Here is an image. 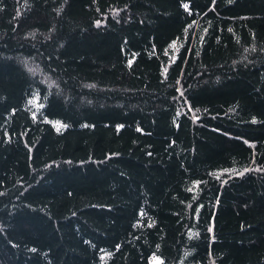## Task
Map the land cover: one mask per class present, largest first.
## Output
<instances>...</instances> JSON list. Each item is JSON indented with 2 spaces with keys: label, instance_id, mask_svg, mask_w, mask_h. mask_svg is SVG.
I'll list each match as a JSON object with an SVG mask.
<instances>
[{
  "label": "trees",
  "instance_id": "obj_1",
  "mask_svg": "<svg viewBox=\"0 0 264 264\" xmlns=\"http://www.w3.org/2000/svg\"><path fill=\"white\" fill-rule=\"evenodd\" d=\"M262 169L264 0H0V264H264Z\"/></svg>",
  "mask_w": 264,
  "mask_h": 264
},
{
  "label": "snow or ice",
  "instance_id": "obj_2",
  "mask_svg": "<svg viewBox=\"0 0 264 264\" xmlns=\"http://www.w3.org/2000/svg\"><path fill=\"white\" fill-rule=\"evenodd\" d=\"M183 7L187 9V8L189 7V5H188V4H184ZM101 23H102V21H100V20H96V21H95V24H96L97 26H99ZM230 31H231V29H230ZM132 63H133V60H132V59H129V60H128V64L131 65ZM179 91H180V89H177V92H179ZM13 111H15V109H13ZM32 115H33V118H35L36 113H33ZM177 115H179V113H177ZM193 119L196 120V119H198V118L194 116ZM45 120H47V117H45ZM252 120H253V122H255L256 117L254 116V117L252 118ZM53 123H55V124H62L63 122H62V121H55V122H53ZM86 126H87V125H86ZM64 127L66 128L67 125L65 124ZM122 127H124V125H121V124H117V125H116L117 130H119V129L122 128ZM57 131H59V129H57ZM5 135H8V133H5ZM245 143H252V142L246 140ZM111 155H115V154H114V153H110L109 156H111ZM262 170H264V169H262ZM225 171H227V170H225ZM245 171H249V169H245ZM235 175H241V173H240V172H236ZM193 183H194V184H199V181H194ZM69 195H71V193H69ZM141 213H142V210H141ZM138 223H139V222H138ZM134 226H135V225H134ZM208 231H209V232H212V228L209 227ZM116 247L119 248L120 245H116ZM35 250H36L35 248L32 249V251H35ZM150 264H161V258L158 257V256H154L153 259L150 261Z\"/></svg>",
  "mask_w": 264,
  "mask_h": 264
}]
</instances>
